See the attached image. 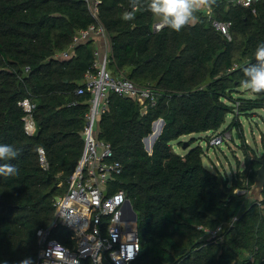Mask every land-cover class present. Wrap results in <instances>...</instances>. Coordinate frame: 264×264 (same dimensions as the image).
Segmentation results:
<instances>
[{
  "label": "trees",
  "instance_id": "16d2710c",
  "mask_svg": "<svg viewBox=\"0 0 264 264\" xmlns=\"http://www.w3.org/2000/svg\"><path fill=\"white\" fill-rule=\"evenodd\" d=\"M98 6L111 38L110 69L158 91L146 113L135 99L111 93L99 122L111 160L122 164L108 186L123 189L138 215L141 247L130 264H264V188L262 200L248 197L264 150L259 155L244 143L246 167L229 179L204 165L200 144L185 154L171 144L184 134L221 130L229 114L222 131L242 130L239 115L264 106V97L235 95L243 67L255 63V48L264 42V0L251 7L217 0L211 13L202 9L198 22L179 33L155 31L156 21L144 10L123 21L129 0H100ZM215 19L231 22V38ZM96 22L86 0H0V144L19 153L0 161L19 169L0 177V264H36V231L53 222L55 198L82 154L89 93L76 91L95 59L94 41L74 45L70 58L55 54L69 50L78 30ZM26 97L35 103L32 135L20 104ZM158 118L165 123L149 153L143 137ZM161 125L157 120L148 137L149 150ZM40 146L48 168L39 161ZM68 235L64 226L53 231L63 243ZM83 264L93 263L86 258Z\"/></svg>",
  "mask_w": 264,
  "mask_h": 264
},
{
  "label": "built area",
  "instance_id": "2783aa9c",
  "mask_svg": "<svg viewBox=\"0 0 264 264\" xmlns=\"http://www.w3.org/2000/svg\"><path fill=\"white\" fill-rule=\"evenodd\" d=\"M86 1L97 22L78 30L70 49L56 53L55 57L70 58L74 45L89 40L95 42L102 39L103 50L94 44L95 59L76 91L89 93L88 110L81 129L83 151L67 178L65 192L55 198L53 222L36 231L39 245L36 264H83L86 258L93 264H130L141 247L138 219H133L135 209L131 200L123 189L111 192L108 186L121 172L122 164L111 160L112 146L100 138L99 122L101 115L108 109L111 93L135 99L141 105V111L146 113L156 103L158 91L152 85L137 84L110 69L112 44L107 30L98 18L100 0ZM256 1L258 0H235L246 7H251ZM205 10L207 13L212 12V9ZM252 10L255 11V8ZM213 24L231 38V22L215 19ZM153 29L157 31L161 28L155 22ZM73 103L76 101L70 102ZM20 104L26 111L25 130L32 135L37 131V124L32 116L35 103L26 97ZM206 133L209 137L208 146H219L231 135L230 132L220 130ZM38 155L43 168H48L49 163L42 146L38 147ZM59 225L69 231L68 243L53 236L54 229ZM220 229L219 226L211 233L216 234Z\"/></svg>",
  "mask_w": 264,
  "mask_h": 264
},
{
  "label": "clouds",
  "instance_id": "9594fccd",
  "mask_svg": "<svg viewBox=\"0 0 264 264\" xmlns=\"http://www.w3.org/2000/svg\"><path fill=\"white\" fill-rule=\"evenodd\" d=\"M217 0H129L130 10L122 13L121 19L134 21L139 11L152 14L159 28H169L177 33L184 28L195 25L202 9L211 10ZM135 27V24L131 25ZM255 63L243 67L241 87L256 95L264 94V42L257 44L254 51ZM18 151L11 145L0 144V161H11L17 158ZM19 169L11 163L0 164V177L18 175ZM20 264H30L29 260H22Z\"/></svg>",
  "mask_w": 264,
  "mask_h": 264
},
{
  "label": "rangeland",
  "instance_id": "374dc122",
  "mask_svg": "<svg viewBox=\"0 0 264 264\" xmlns=\"http://www.w3.org/2000/svg\"><path fill=\"white\" fill-rule=\"evenodd\" d=\"M240 90L241 91L235 95L253 98L264 97V94H252L244 90L242 87ZM232 117V114L227 116L226 122L222 125L220 131H222V129H224L230 123ZM239 119L242 124V130L233 128L226 131L231 133L230 138H225L224 142L219 146H208L206 132H193L190 134H184L178 139L173 140L171 144L173 145L174 150L178 153L188 151V149L191 147L200 144L204 149V165L214 172L225 174L229 179H231V177L235 175L237 171L246 167L244 160V143L256 150L259 155L264 150L262 144V136L264 135V106L248 111V114H240ZM236 132H242V137L236 136ZM192 138V144L190 146H186L187 143L189 144L190 141H192ZM180 141H182V144ZM184 146H186V148H184ZM248 150L250 152L251 149L248 148Z\"/></svg>",
  "mask_w": 264,
  "mask_h": 264
},
{
  "label": "water",
  "instance_id": "95a60500",
  "mask_svg": "<svg viewBox=\"0 0 264 264\" xmlns=\"http://www.w3.org/2000/svg\"><path fill=\"white\" fill-rule=\"evenodd\" d=\"M159 119L162 120V125L160 127V131L154 136L152 145L154 144V141L159 136V134L161 133L162 128L164 126L165 121L163 118H158V119L154 120L152 122V127H151L152 131L148 135L143 137L144 147L147 151H149V146H148L146 141H147L148 137L153 133V130L155 128V123ZM186 146H188V143L186 144ZM186 146H184V148H186ZM257 161L259 162V166L257 169V174H256V177L254 179V182L248 191V197L253 199V200L259 201V200H262V198H263L262 192H263V188H264V153L262 156L257 157ZM128 205L129 206L131 205L129 201H128ZM133 219H138V215H137L136 211H134Z\"/></svg>",
  "mask_w": 264,
  "mask_h": 264
},
{
  "label": "crops",
  "instance_id": "0c3cea01",
  "mask_svg": "<svg viewBox=\"0 0 264 264\" xmlns=\"http://www.w3.org/2000/svg\"><path fill=\"white\" fill-rule=\"evenodd\" d=\"M95 44L97 45V46H99V47H101V49L103 50V45H102V39H97L96 41H95ZM152 147H153V145L150 147V150L148 151L149 153H151V151H152ZM187 151H184V152H181V154H185Z\"/></svg>",
  "mask_w": 264,
  "mask_h": 264
},
{
  "label": "bare ground",
  "instance_id": "6f19581e",
  "mask_svg": "<svg viewBox=\"0 0 264 264\" xmlns=\"http://www.w3.org/2000/svg\"><path fill=\"white\" fill-rule=\"evenodd\" d=\"M147 143H149L150 142V138L149 139H147V141H146Z\"/></svg>",
  "mask_w": 264,
  "mask_h": 264
}]
</instances>
